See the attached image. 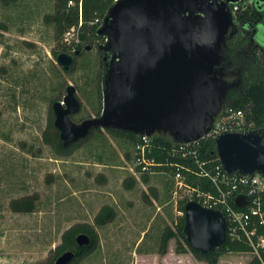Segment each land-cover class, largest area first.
<instances>
[{
    "label": "rangeland",
    "instance_id": "1",
    "mask_svg": "<svg viewBox=\"0 0 264 264\" xmlns=\"http://www.w3.org/2000/svg\"><path fill=\"white\" fill-rule=\"evenodd\" d=\"M54 2L0 0V264H46L62 232L74 223H89L98 233L97 248L76 264H149L151 258L139 259V253L158 249L165 227L175 226L174 199L178 203L191 193L175 195L172 176L163 170L126 186L131 176L124 153L131 155L132 147L106 128L85 136L66 155L44 140L51 104L62 99L66 84L76 87L80 100L74 121L95 116L101 105L96 91L100 38L77 56L73 70L64 71L53 53L68 45L44 18L53 13ZM242 45L239 57L247 53ZM32 194L31 211L11 209L12 199ZM104 204L115 216L98 225L94 216ZM175 242L171 237L167 247L174 249ZM184 253L188 256L179 264H206ZM252 255L227 252L217 264H243Z\"/></svg>",
    "mask_w": 264,
    "mask_h": 264
},
{
    "label": "water",
    "instance_id": "2",
    "mask_svg": "<svg viewBox=\"0 0 264 264\" xmlns=\"http://www.w3.org/2000/svg\"><path fill=\"white\" fill-rule=\"evenodd\" d=\"M246 0H112L96 27L105 64L98 115L79 122L76 87L68 83L61 100L51 104L53 124L63 145L84 138L93 127L114 128L135 135H163L174 143L204 137L227 108L231 85L224 77L222 48L236 31L231 4ZM89 48V45L86 46ZM80 50L59 51L55 61L64 71ZM263 130H225L214 139L215 152L228 173L264 177ZM248 197L235 195L236 206ZM183 228L188 244L202 252L216 248L227 234L220 209L194 199L184 204ZM89 236L76 234L78 245ZM65 250L52 264H67Z\"/></svg>",
    "mask_w": 264,
    "mask_h": 264
},
{
    "label": "trees",
    "instance_id": "3",
    "mask_svg": "<svg viewBox=\"0 0 264 264\" xmlns=\"http://www.w3.org/2000/svg\"><path fill=\"white\" fill-rule=\"evenodd\" d=\"M67 1L68 0H55L53 13L45 15L44 18L45 21L53 24L54 35L57 38H62L63 33L69 27L77 26L79 20H81L78 30L79 41L76 43L78 49L80 50L79 54L77 55L79 56L82 52L88 50L91 47L93 39L100 38V42L97 43V46L104 41V37L96 33V27L101 20L94 23H91V21L96 17L101 19L112 0H74V4L72 5H68ZM233 5H236V9L234 10L235 19H244L247 17L256 16L251 4L249 3H234L231 4V8ZM0 28H3L1 22ZM87 45H89V48H86ZM68 48L69 46L62 45V50L59 51H67ZM97 50L100 58L99 69L96 77V91L98 100H101V105L99 103L95 115L100 113L102 107L101 79L105 69V64L102 60V50L98 49V47ZM59 51H54V56H56ZM77 56L74 58V64L77 61ZM73 69L74 65L70 70ZM237 70L241 75L240 84L237 87L227 89L225 102L229 109L242 112L245 129H252L264 122V50L260 52V55H248L247 62H239ZM48 123L49 129L46 128L44 131V140L51 144L57 153L64 155L70 153L75 144L83 141L87 136H90L92 132L101 129L100 127H93L90 129L86 137L78 139L75 142L68 143L67 145H63L62 140L58 136V131L53 124L52 112ZM50 128L51 131H49ZM106 130L111 134H116L127 139L131 147L137 139V135L131 132L114 128H106ZM151 143L152 151L149 153V155L155 157L157 161H164L166 158H168L172 161L191 166V168H196L191 155L182 157L179 154H169L168 150L174 142H172L168 137L156 134L151 136ZM189 147L195 150L199 160H212L213 162H210V164L219 162L215 152V144L212 136L206 135L201 137L190 144ZM130 156L131 155L129 151H125L124 157L129 159ZM158 168L165 171L169 170L167 166H160ZM141 179L146 181L147 174H142ZM134 181L135 179L133 177H128L124 180V183L126 186H131ZM187 181L193 187H199L202 190H210L211 192H214L213 185L205 177L198 176L194 173H189L187 176ZM35 199L36 196L34 194L14 198L10 201V207L14 211H31L34 207ZM189 199L197 200V197L195 194H192L190 197H183L179 199L178 207L181 211L184 210V204ZM262 201L264 207V195ZM114 216V208L108 204H104L95 214L94 221L96 224L102 225L111 221ZM176 218L177 219L174 223V228L170 226L165 227L160 238L159 247L157 249L158 252H165L167 242L171 237L176 238L174 246L175 252L183 253L188 250L192 252L196 258L204 260L206 264H217L219 257L227 252L251 251V246L244 237H231L228 232L226 234L225 240L216 248L207 252L199 251L188 244L185 234L182 231L184 222L183 214ZM258 229L261 230V227ZM80 232H84L89 236L90 240L88 243L81 245L76 243L75 236ZM97 246L98 233L96 229L89 223H74L62 232L61 241L55 247L53 256L46 264H52L55 258L65 250L73 251V256L67 264H76L80 259L93 252ZM243 264H264V251L261 252L260 257L257 255H252V257Z\"/></svg>",
    "mask_w": 264,
    "mask_h": 264
},
{
    "label": "built area",
    "instance_id": "4",
    "mask_svg": "<svg viewBox=\"0 0 264 264\" xmlns=\"http://www.w3.org/2000/svg\"><path fill=\"white\" fill-rule=\"evenodd\" d=\"M68 5L74 4V0H68ZM80 9V2H79ZM236 5L232 6V10ZM80 11V10H79ZM101 19L94 18L91 23L98 22ZM81 24L79 20L77 26L69 27L62 36L63 42L72 50L78 43V30ZM244 118L242 112L229 109L220 115L214 122L207 135L213 138L225 130H244ZM195 142V141H193ZM188 143H173L168 152L171 155L179 154L182 157L191 155L196 168L172 161L166 158L164 161H157L155 157L149 155L152 151L151 137L147 135H137V139L132 145V153L129 159L124 158L125 169L131 177L140 178L142 174L160 172V166H167L168 172L173 179L172 192L176 195L180 190H188L195 194L199 203L220 209L226 219V229L231 237H244L251 246L253 255L261 256L264 251V177L259 173L238 174L226 172L221 163H211L212 160H199L195 150L189 147ZM189 173L207 178L214 187V192L202 190L199 187H193L187 181ZM244 194L248 197L246 203L236 206L233 202L235 195ZM173 210L175 217L183 214L174 199ZM261 227V230L258 228Z\"/></svg>",
    "mask_w": 264,
    "mask_h": 264
},
{
    "label": "flooded vegetation",
    "instance_id": "5",
    "mask_svg": "<svg viewBox=\"0 0 264 264\" xmlns=\"http://www.w3.org/2000/svg\"><path fill=\"white\" fill-rule=\"evenodd\" d=\"M244 3L251 4L256 16L235 19L237 24L236 31L227 40L221 52V65L225 73L223 78L231 84L229 88L237 87L240 82L241 75L237 71L238 66L236 67V65H238L239 62H247L248 55H260V52L264 50V0H246ZM245 32H249L248 41ZM241 43L244 44L242 45ZM239 45H242L243 48H247L245 49L247 53L242 57H239ZM255 128L263 130V133L261 132V139L264 142V122Z\"/></svg>",
    "mask_w": 264,
    "mask_h": 264
},
{
    "label": "crops",
    "instance_id": "6",
    "mask_svg": "<svg viewBox=\"0 0 264 264\" xmlns=\"http://www.w3.org/2000/svg\"><path fill=\"white\" fill-rule=\"evenodd\" d=\"M188 255L186 253H177L174 251L173 247L169 245V247H166L165 252H158V250H144L142 249L139 253V259H146L147 257H150L151 260L149 261V264H179V260H184ZM138 259V256H136ZM194 262V261H193ZM145 264V261L142 262ZM136 264H138L136 262Z\"/></svg>",
    "mask_w": 264,
    "mask_h": 264
}]
</instances>
